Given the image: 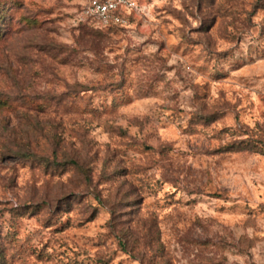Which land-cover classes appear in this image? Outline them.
Returning <instances> with one entry per match:
<instances>
[{"label":"rangeland","instance_id":"1","mask_svg":"<svg viewBox=\"0 0 264 264\" xmlns=\"http://www.w3.org/2000/svg\"><path fill=\"white\" fill-rule=\"evenodd\" d=\"M0 0V264H264V0Z\"/></svg>","mask_w":264,"mask_h":264},{"label":"built area","instance_id":"2","mask_svg":"<svg viewBox=\"0 0 264 264\" xmlns=\"http://www.w3.org/2000/svg\"><path fill=\"white\" fill-rule=\"evenodd\" d=\"M137 7L134 0H91L78 14L77 21L101 29L118 26Z\"/></svg>","mask_w":264,"mask_h":264},{"label":"trees","instance_id":"3","mask_svg":"<svg viewBox=\"0 0 264 264\" xmlns=\"http://www.w3.org/2000/svg\"><path fill=\"white\" fill-rule=\"evenodd\" d=\"M112 27H116V26H112ZM112 27H110V28H112Z\"/></svg>","mask_w":264,"mask_h":264}]
</instances>
